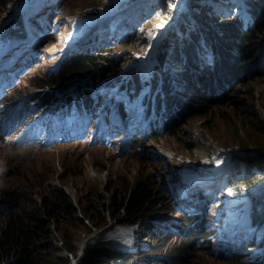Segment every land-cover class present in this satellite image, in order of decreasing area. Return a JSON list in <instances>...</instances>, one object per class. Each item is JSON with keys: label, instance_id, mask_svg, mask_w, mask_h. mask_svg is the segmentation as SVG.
I'll use <instances>...</instances> for the list:
<instances>
[{"label": "rangeland", "instance_id": "obj_1", "mask_svg": "<svg viewBox=\"0 0 264 264\" xmlns=\"http://www.w3.org/2000/svg\"><path fill=\"white\" fill-rule=\"evenodd\" d=\"M42 3L45 4L43 9ZM185 3L187 0H5V5L0 8V53L16 44L19 52L14 59L22 52V56L36 58L38 63L23 71L0 98V232H4L9 224L23 226L24 230L38 226L39 219L47 224L32 232L40 238L30 248V254H0V264H12L23 256H28L30 264H68L64 248L78 247L80 238L90 233V227L115 225L113 220L125 223L127 211L118 213V210L133 191L147 194V205L158 208L156 213L160 223L150 225L159 237L152 232H141L140 235V240L144 239L149 248L151 259L147 264H238L231 261L242 258L251 264H264V163L261 165L263 169L259 167L264 162V134H258L256 120V116L264 111V79L252 78L236 86L228 96L230 102L224 106H207V113L203 116H197L204 111L202 106L193 108L170 137L161 135L156 127L147 131L148 115L144 109L139 112L141 118L136 117L141 97L152 96L148 88L132 99L129 107L122 99L126 97L125 90L119 91L117 95L122 110L126 112L129 108L126 118L120 120L113 115L115 106L110 100L119 85L112 87L113 84L107 81H97L98 77H92L89 83L94 86L92 92L99 93L94 97L97 101L95 119L91 123L83 122L84 129L74 136L73 141L54 142L50 139L44 144L36 139L28 144L25 141L27 135L34 133L41 138L44 131L33 116L26 118L28 112L23 116H15L13 112L15 103H24L25 97L47 91V76L56 70L60 56H72L75 52L90 50V57H100L98 68L118 65L113 72L122 74L126 80L136 78L138 85L132 88L137 89L149 76L148 71L157 56L158 42L185 9ZM16 15L37 20L28 29L26 41L12 39L6 43L2 39L5 34L1 33L3 24ZM129 16L133 18L131 25ZM185 25L183 21L181 27ZM12 61L10 59L7 63L12 70L21 64L19 58L14 64ZM91 72L92 76L100 74L98 70ZM90 73L83 74V77ZM176 75L177 71L171 68L169 76ZM77 86L75 90L78 91L80 83ZM69 95L75 96L73 92ZM48 109L52 107L49 105ZM12 113V118L16 117L18 122H13L12 130H4V125H10L8 117ZM101 115L106 118V127L98 122ZM103 128L106 133L100 142ZM142 134L156 137L138 142L133 148L128 143L129 137ZM215 145L217 147L213 148ZM238 145L241 147L239 155H247L248 150L253 149L251 152L257 151L253 153L256 157L258 151H262L257 160L248 162L235 158L231 168L234 173L231 181L244 177L246 171L243 181L250 183V187L239 186L237 190L238 185L227 180L209 181L202 185L203 193L195 200V208L182 207V202L175 200L187 196L190 183L197 179V167L191 166V162L199 164L201 160L210 165L204 159L209 155L218 163L228 158L225 165L228 167L234 160L233 148ZM197 149L201 152L197 153ZM113 151V158L109 159L107 155ZM152 151L167 157L175 156L176 161L163 164L160 158L150 155ZM90 158L113 165L123 161L124 166L119 175L116 167L112 172L109 166L90 164ZM173 164L183 170L175 189L157 181L159 169L172 165L175 170ZM219 165L223 166L222 163ZM164 170L166 173V168ZM257 171H262L261 178L255 180ZM216 185L223 189L211 190ZM225 187L228 188L224 190ZM57 190L68 195L76 214L67 215L60 209L59 216L53 211L55 221L47 216L45 204L58 202ZM173 195V200H168L167 196ZM230 200L243 203H231L229 208L222 210ZM101 204L106 207L104 218L98 212ZM221 210L223 218L217 222ZM201 216L210 220L204 221V239L199 249L195 241L182 242V238H175L177 224L178 227H187ZM74 217H83V224ZM107 230L94 237L84 235L80 248L83 242L88 246L95 237L103 238ZM221 231H226V235H216ZM107 236L111 244H118L122 239L119 228L110 230L104 241Z\"/></svg>", "mask_w": 264, "mask_h": 264}, {"label": "trees", "instance_id": "obj_2", "mask_svg": "<svg viewBox=\"0 0 264 264\" xmlns=\"http://www.w3.org/2000/svg\"><path fill=\"white\" fill-rule=\"evenodd\" d=\"M243 1L246 6L251 7L252 0ZM188 3V13L183 15V19L187 21L189 26L180 32H170V36L164 41V46L168 52L163 51L158 56L155 70L149 79L152 83L151 89L153 92L157 90V93L160 94L169 91V71L175 66L177 69L184 70L188 66L202 64L209 70L206 75L201 76V87L192 95L190 90L184 92L181 90L178 97L183 100L192 98V102L198 105L186 103L179 108L181 109V120L171 124L165 130L163 135L168 137L173 135L177 126L180 125L179 123L191 114L193 108L202 106L201 109H204V111L198 113L197 116H203L207 113L205 110L207 106H224L227 102H230L231 98L228 96H224L223 102H219L222 99L220 95H217L218 91L215 88H211L208 94L205 92L206 80L211 77L210 70L222 72L218 76L221 88L222 82H226L230 78L235 83H242L249 75L258 78L263 75L264 71V7L259 10V21L253 26H245L244 28L242 20L237 15L238 6L234 5L233 0H189ZM4 5L5 0H2L0 8ZM2 33L5 34L2 39L6 43L12 39H20L23 34L21 18L17 17L10 20L5 25ZM231 44L239 47V49H236L237 54L234 56L228 55L225 51L226 47ZM183 48L192 52V58L179 57L180 50ZM98 58L100 57L75 54L71 59H62L58 66V72L47 76V91L29 95L25 97V102L34 107L35 113L48 115L62 113L66 108H70L71 103H79L80 100L83 104H86V100L89 99L88 96L72 102L70 98L59 97L56 91L64 92L70 86L76 85V81L80 80L83 74L90 73L93 70H98L100 77H107L119 68L118 65H115L116 67L111 66V68H98L101 65L97 61ZM29 59L28 66L31 67L36 64L34 58L28 57ZM178 59L179 63H176L175 61ZM181 73L187 78L185 73ZM193 83H196V81L193 80ZM169 99L172 100V97H169ZM48 104L52 107L51 110L48 109ZM135 138L133 139L134 143L142 141ZM57 193L59 195L57 203L46 202L45 204L47 216H53L54 212L60 214V209L67 215H74L75 209L69 198L62 191L57 190ZM146 195L137 191L130 192L127 201H124L125 204L122 203L118 213L127 211L128 214L125 220L135 224L138 221H145L148 217L158 216L156 213L158 208L147 205ZM98 212L104 218L105 205L101 204ZM74 218L76 220V217ZM37 222L39 225H45L40 219ZM36 228L37 226L24 230L23 226L9 224L4 232H0V249L14 250L20 254L29 253L33 241L37 239V236L32 235V230ZM175 238H182V242L195 241L196 244L200 245V242L204 239V233L199 228L185 229L184 227L178 230ZM197 248L199 249L200 246ZM23 257L25 262L29 264L27 257ZM231 262L242 264L236 260Z\"/></svg>", "mask_w": 264, "mask_h": 264}, {"label": "clouds", "instance_id": "obj_3", "mask_svg": "<svg viewBox=\"0 0 264 264\" xmlns=\"http://www.w3.org/2000/svg\"><path fill=\"white\" fill-rule=\"evenodd\" d=\"M205 1H211V0H205ZM233 1H234V5L238 6L237 15H238V18H240L242 20L244 28H245V26H253L254 24H256L259 21V10L262 7H264V0H252L251 4H250L251 7L246 6V4L244 3L243 0H233ZM246 1H250V0H246ZM188 2H189V0H187V3H186L187 5L189 4ZM186 13H188V6L180 13L179 17L170 24L169 28L165 32L164 38L160 42H158V44L156 46V55L157 56H156L155 61H154L155 64H156V62L158 60V56L161 52H163V51H165V53L168 52L166 50V47L164 46V41L170 36L169 35L170 32L171 33H175L176 31L180 32V31L184 30L185 27L189 26L187 21H184L185 19H183V15ZM128 20H130V25H131L133 18L131 16H129ZM183 21L186 22V25L181 27V23ZM129 30H127V32H129ZM192 43L194 44V42H192ZM236 49H239V47L237 45L231 44L228 47H226L225 51L228 53V55L234 56L235 54H237ZM179 57L192 58V52L183 48L182 50H180ZM175 62L179 63V59L176 60ZM173 69L177 71V75L175 77L169 76V79H170V82L168 84L169 85L168 86L169 91L166 92V97H167L168 102L170 104V109H168L170 111L167 112V115H168L166 117L167 121L163 126L164 129L161 132V135L165 132V130L171 124L175 123L176 121L181 120V117H180L181 109H179L180 107L184 106L186 103L198 105V104H194L192 102V98H190V99L186 98L185 100H183L180 97H178V95L181 93V90H182V92L190 90L191 95L195 91H197L201 87V82H200L201 76L206 75L207 71L209 70V69L205 68V66L202 64L194 65V66H188L184 70L177 69L176 66L172 67V70ZM181 72L185 73L187 75V78H185ZM210 72H211V77L208 80H206L205 85H207V86L205 88V90H206L205 92L208 94L210 92L211 88H215L218 91L217 95H220L222 100H223L224 96H229L233 92V90L236 86H240L244 82L254 78V77H251L249 75L246 78V80L242 83H235V81L231 80L232 78H230V79H228V81L222 82V84H221L222 88H221L219 80H218V76H220L222 72L214 71V70H210ZM258 78L264 79V71H263V75L259 76ZM193 80L196 81V83H193ZM225 88H226V90H224ZM230 90H232V91L230 92ZM169 97H172V100H170ZM221 101H219V102H221ZM252 107H254V105ZM256 120H257V123L259 125L258 134L262 135V134H264V111L262 112V114L256 116ZM154 137H156V136H150V137L145 136L144 138H141L140 141L142 140L141 142H145L148 139L154 138ZM136 140H138V139H136ZM135 144L136 143H134V145L132 146L133 148H134ZM239 145L235 146L233 148L234 149L233 150L234 160L231 164L228 165V167L225 166V165H227L228 158L221 159V161L219 163L214 162L213 160L210 159L209 160L210 165H207L206 163L202 162L201 160L198 161L199 164L197 162L196 163L191 162V166L193 164V166L197 167V171H196L197 179H195L193 182L190 183L191 190L189 191L188 197H177V199H175V200L176 201L179 200L178 202L181 201L182 207H187V206L191 207L193 205L197 206V204L194 202L199 197V195L201 193H203L202 185L208 184L209 181L219 182L221 180L227 179V180H229V182L232 185L233 184L238 185L236 187L237 190H238L239 186L241 188L250 187V183L243 181L244 177L247 174L246 171L244 173V177L237 179V181H235V182L231 181V177H233V175H234L233 171H231L232 170L231 168L236 161L235 156L240 153L241 147ZM214 147H217V145H215ZM220 148L221 147H219V149ZM252 148H254V147H252ZM196 151H197V153L201 152L200 149H197ZM258 152L259 153L256 157H252V153L248 150V153L250 155L246 161L257 160V157L260 156V153L262 151L260 150ZM141 154H143V152ZM150 155L160 158L161 159L160 161L163 164H165L167 162H175L176 161L175 156L167 157V156L162 155V154H156L154 151H152L150 153ZM220 163H222L223 166H220L219 165ZM263 163L264 162L262 161V163L259 166L261 169H263L261 167V165ZM173 165L176 167L175 170H172V167H173L172 165H169V167L163 166L162 167L163 170L159 171L157 181L165 182V185H167V186L171 185L172 189H175L178 185V179L182 178V177H180V174H181V171H183V170L177 164H173ZM165 168H166V173H164ZM261 173H262V171H260V172L257 171L255 173V180H257L258 178H261V177H259V174H261ZM187 175L191 176L190 174H187ZM172 179H174V181H171ZM227 188L228 187H225L224 190H226ZM221 189H223V187L221 185L212 186V188H211V190H215V191H217V190L220 191ZM172 192L174 193L175 190H173ZM237 193L238 192H236V194ZM167 197H168V200H173L174 195L173 196H167ZM230 198H233V196L232 197L230 196ZM231 203H234V202H232V201L230 203L228 202L222 208V210L229 208ZM242 203H243V201H240V202H237L234 204H242ZM74 209H75V207H74ZM222 210L220 212H218L219 215L216 217L215 221L218 222L223 218L222 214H221ZM121 213H122V211H121ZM74 214H76V210H75ZM58 215L60 216V214H58ZM49 218H52L53 220L57 221L54 214H53V216H51ZM158 218H159L158 216L148 217L145 221H138V223H136V224L130 223L127 220H124L125 223H117L115 220H113L115 225H113V223L112 224L110 223V225H105L104 227H99V226L93 225L92 227H90L91 229L88 230L90 233H86L84 235H86L87 237H90V236L92 237L94 235H97L98 233L104 232L105 230L109 229L112 225L113 226L111 229L106 231L103 238H96L95 237V239H92L89 242L88 246L84 247L82 250H80V241L84 235L80 238L79 243H78V247H76L75 245L65 247L64 251L67 255L66 261L68 262V264H147V262L151 259L150 256H148L149 248L146 246V243H145L146 241L144 239L140 240V235H141V232H146V233L152 232V235L158 236L156 234V232L154 231V229H152V227L150 225V223L151 224L160 223L158 221ZM82 219H83V217H81V218L76 217V221L81 222V223L83 222ZM202 219H204V220H202ZM206 219L210 220L208 217L201 216L200 218H196V220L193 223L189 224L187 227H185L184 225H182V226H184L185 229L199 228L204 233L205 232L204 221ZM191 220H194V219H191ZM44 224L45 225H43V226H46L47 222L44 221ZM86 225H87V223H86ZM176 226H177L176 234H177L178 230H181L184 228V227H178V224ZM39 228H42L41 225H38L37 228L34 230H37ZM115 228H119V230H120V235L122 238L121 242L118 244H111L110 243L111 239L109 236H107V240L104 241L105 236L108 234V232L112 229H115ZM139 228H140V232H139ZM34 230H32V231L34 232ZM125 231L130 233L129 238L124 237L123 233ZM176 234L174 235L175 237H176ZM32 235H33V233H32ZM216 235L225 236L226 231H223V232L221 231V233L218 232ZM33 236H35V235H33ZM39 238L40 237H37V239L33 241V244L36 243L39 240ZM201 242H200V244H201ZM198 246H200V245H198ZM108 251H113V252H108ZM9 252H17V254H19L18 251L6 250V249L1 250L0 249V254H5V253H9ZM29 254H30V252H29ZM26 257L28 260V256H26ZM24 259H25L24 257L19 258L18 261L14 262L12 264H27ZM237 262H240L242 264H251L249 261H245V258H242L241 260H238ZM29 264H30V262H29Z\"/></svg>", "mask_w": 264, "mask_h": 264}, {"label": "bare ground", "instance_id": "obj_4", "mask_svg": "<svg viewBox=\"0 0 264 264\" xmlns=\"http://www.w3.org/2000/svg\"><path fill=\"white\" fill-rule=\"evenodd\" d=\"M188 5L185 3V8L187 7ZM63 21H65L64 19H63ZM20 39H23V38H20ZM152 75H153V73H152ZM151 75V76H152ZM150 76V77H151ZM149 79V78H148ZM49 110H51V109H49ZM78 110H81V108H79ZM263 142H264V140H263ZM213 146H211V148H212ZM119 148V146L118 147H116V148H114V150H117ZM213 148H215V147H213ZM219 150V149H218ZM251 150H253V149H251ZM251 150H249L250 152H251ZM255 150V149H254ZM122 151V150H121ZM216 151V150H215ZM219 152L221 153L222 151H220L219 150ZM252 153V157L254 156V154L253 153H257V151L256 152H251ZM248 154L249 153H247V155H236L235 156V158H238V159H248ZM113 155H114V151L113 152H109L108 153V158L109 159H112L113 158ZM198 157V156H197ZM200 157V156H199ZM205 159V162H207V163H209V160L211 159L210 157H209V155H208V157H206V158H204ZM89 162H90V164H99L98 166L100 167H102V166H109V168H111L112 169V172H114V169H115V167H116V170H117V174H121V172H122V168H123V166H124V162L123 161H120L119 163H117L116 165H113L112 163H108V162H102L101 160H98V159H94V158H90L89 159ZM204 162V161H203ZM243 162V161H242ZM249 162V161H248ZM103 163V164H102ZM141 169H143V168H141ZM98 178H101L100 176L98 177ZM127 234L128 235H130V233L129 232H127V231H125L124 232V237L125 238H129V236L127 237ZM94 236H96V235H94ZM94 236H92V237H94ZM85 240H87L86 238H85ZM88 241V240H87ZM87 244V243H86ZM86 244L83 242V245H82V247L80 248V250H82L85 246H86Z\"/></svg>", "mask_w": 264, "mask_h": 264}]
</instances>
